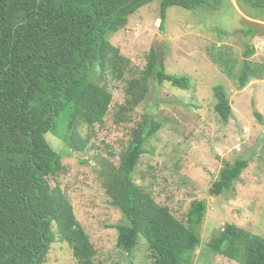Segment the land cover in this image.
I'll use <instances>...</instances> for the list:
<instances>
[{"label":"trees","instance_id":"trees-1","mask_svg":"<svg viewBox=\"0 0 264 264\" xmlns=\"http://www.w3.org/2000/svg\"><path fill=\"white\" fill-rule=\"evenodd\" d=\"M154 1L0 0V264H48L57 241L72 248L77 264H104L62 188L51 186V179L65 168L62 154L49 138L59 135L75 151L87 148L88 143L82 144V128L102 124L113 101L104 82L108 76L122 81L131 70V61L109 41L110 36ZM221 1L161 0V15L166 19L171 7L195 11ZM245 2L250 3L237 0L244 12ZM252 4L254 17L264 20V6L256 0ZM243 32L251 39L257 31L245 27ZM220 49L212 57L239 91L252 80H264V62L251 60L253 47L247 46L241 63ZM94 73L97 80L92 82ZM152 81L158 87L170 83L188 90L191 86L188 76L169 74L164 58L153 51L141 75L125 81L126 99L117 122L128 120L146 100ZM214 97L215 113L226 124L233 116L229 93L218 85ZM256 117L262 120L258 113ZM60 120L65 125L61 130ZM162 128L147 114L134 129L119 165L110 162L103 171L110 204L123 215L122 222L113 226L117 247L131 255L143 238L149 264H194L207 204L192 202L183 223L168 206L157 203L152 189L135 182L146 145ZM248 167L243 158L224 164L209 194L220 198L232 192ZM209 248L231 263L264 264V237L235 224H225Z\"/></svg>","mask_w":264,"mask_h":264},{"label":"rangeland","instance_id":"rangeland-1","mask_svg":"<svg viewBox=\"0 0 264 264\" xmlns=\"http://www.w3.org/2000/svg\"><path fill=\"white\" fill-rule=\"evenodd\" d=\"M214 5L195 11L171 7L163 19L161 0H155L130 16L127 26L109 41L131 61V70L122 81L108 76L104 82L113 101L102 124L82 128V144L88 143L87 148L75 151L63 137L49 138L62 154L65 168L59 177L51 179V186L62 188L104 264L152 261L143 238L131 255L118 249V232L113 226L122 222L123 215L110 204L103 176L107 164L119 165L134 129L147 114L163 128L146 145L135 182L152 189L157 203L168 206L183 223L192 202L207 204L206 218L198 228L201 244L194 264H237L209 248L227 223L264 237V80H252L239 91L235 80L212 57L221 48L224 55L241 63L250 46L255 49L251 60L263 63L264 21L256 19L248 7L245 13L237 0H222L218 9ZM245 27L256 29L251 39L243 32ZM153 51L164 58L169 74L190 78V89L170 83L158 87L152 81L146 100L128 120L117 122L116 114L126 99L125 81L141 75ZM90 80H97L95 73ZM218 85L225 87L232 104L233 116L226 124L214 110V88ZM60 122L61 130L65 125ZM239 158L247 159L249 167L235 189L223 197H212L209 190L224 164ZM48 258V264H77L72 248L61 241L52 245Z\"/></svg>","mask_w":264,"mask_h":264},{"label":"flooded vegetation","instance_id":"flooded-vegetation-1","mask_svg":"<svg viewBox=\"0 0 264 264\" xmlns=\"http://www.w3.org/2000/svg\"><path fill=\"white\" fill-rule=\"evenodd\" d=\"M250 1V3L248 2H245L244 5H246L249 9H252V11L254 10L255 6L254 4H252V0H248ZM261 6H264V0H256ZM216 5V3H214ZM217 6V5H216ZM258 20H261V21H264L262 19H258ZM257 20V21H258Z\"/></svg>","mask_w":264,"mask_h":264},{"label":"clouds","instance_id":"clouds-1","mask_svg":"<svg viewBox=\"0 0 264 264\" xmlns=\"http://www.w3.org/2000/svg\"><path fill=\"white\" fill-rule=\"evenodd\" d=\"M217 5V4H216ZM216 5H214V7H216L217 8V6ZM210 6H212V5H210Z\"/></svg>","mask_w":264,"mask_h":264},{"label":"water","instance_id":"water-1","mask_svg":"<svg viewBox=\"0 0 264 264\" xmlns=\"http://www.w3.org/2000/svg\"><path fill=\"white\" fill-rule=\"evenodd\" d=\"M130 3H128L127 5H129Z\"/></svg>","mask_w":264,"mask_h":264}]
</instances>
